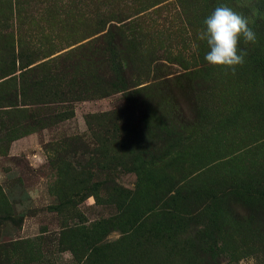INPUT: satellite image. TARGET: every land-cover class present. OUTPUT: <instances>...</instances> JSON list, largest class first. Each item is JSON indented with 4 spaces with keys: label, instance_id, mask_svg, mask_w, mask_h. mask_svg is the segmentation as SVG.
Listing matches in <instances>:
<instances>
[{
    "label": "rangeland",
    "instance_id": "1",
    "mask_svg": "<svg viewBox=\"0 0 264 264\" xmlns=\"http://www.w3.org/2000/svg\"><path fill=\"white\" fill-rule=\"evenodd\" d=\"M128 1L0 0V15L11 12V18L0 23V79L9 62L14 75L19 73L15 58L23 47L51 48L54 54L49 58L59 59L84 42L76 43L83 33L101 29L95 25L97 19L142 18L140 25L153 41L145 39L135 57L143 60L158 41L169 45L174 61L162 64L174 73L194 75L190 77L203 122L187 140L172 144L174 153L157 159L166 174L162 176L160 171L151 175L144 171L142 160L163 146L158 138L147 143L140 123L134 121L133 106L127 109L130 118L121 121L123 142L105 137L104 115L123 107L119 93L73 99L62 107L64 119L51 120L25 135H20L29 128L25 120L0 114L2 255L8 264H264V75L255 73V60L250 59L234 72L209 65L199 29L179 25L184 17L178 16L174 0L152 14L155 7L145 12L126 9ZM40 31L52 40H39ZM2 35L13 38L11 58ZM252 49L264 54L257 42ZM76 62L68 61L73 72L64 75L71 82L77 80ZM64 65L56 64V71L63 73ZM140 82L147 85L144 79ZM147 101L152 111H160L152 99ZM0 106H6L3 100ZM8 109L0 108V113ZM233 181L257 195L255 209L230 211L217 200ZM106 182L110 188L104 189ZM148 211L162 215L138 228ZM115 218L123 225L109 226ZM175 224L178 229L170 235ZM87 229L93 230L85 235ZM86 248L91 250L88 257Z\"/></svg>",
    "mask_w": 264,
    "mask_h": 264
},
{
    "label": "trees",
    "instance_id": "2",
    "mask_svg": "<svg viewBox=\"0 0 264 264\" xmlns=\"http://www.w3.org/2000/svg\"><path fill=\"white\" fill-rule=\"evenodd\" d=\"M8 1L10 4V0ZM119 1L123 2L125 0ZM166 1L129 0L126 9L136 8L139 12H145L155 7L150 10V14H152L160 10L158 9L159 6L167 4ZM174 2L179 10L178 16L181 14V17H184L183 21L178 22L179 25L183 23L194 27V29H199V31L203 27L204 19L216 7L221 5L230 7L248 20L249 27L257 34L256 42L259 44V51L264 49V0H254V2L251 0L247 4L245 0H174ZM198 2L199 4H197ZM115 4L119 6V2ZM121 11L122 9H120ZM7 13H9V10ZM8 18H11V12L7 17L5 14H1L0 23H5ZM140 24H144L142 18L132 21L117 18V20H106L104 22L97 19L95 25L100 26L101 29L83 33L76 43L84 42L60 56L59 59L49 58L54 54L53 49L42 46L31 51L26 47H23V50H17L15 60L17 61L19 73L14 75L15 71L11 69L13 64L9 62L8 70L0 79V101L3 100L6 104V106H0V108H9L7 111L0 113L1 116L6 119H8V116H20V120H25L30 128V130L29 128H23L20 135H25L33 128L41 127V125L51 120L55 119L57 122L64 119L66 109L62 107L73 101V99L78 101L81 96L86 95L101 98L109 94L119 93L123 101V107L118 112H110L104 115L108 120L105 137H108L109 141L123 142L126 136L121 121L124 122L130 118L127 109L130 105L133 106L135 111L134 121L136 124L140 123L147 143H153L152 140L158 138V140H161V146H163L161 152L156 153L150 150L154 153H149L147 158L142 160V164L146 167L144 171L146 170L150 175L159 174L158 171L161 172L162 176L166 175L162 174L163 167L158 164L157 159H163L168 154L174 153L171 148L172 144L174 146L176 142L187 140L190 137L188 133L203 122L204 115L201 107L197 104L196 90L191 78L194 75L188 72L174 73L168 66L162 64V61L169 64L172 63V60L174 61L169 45L163 47L162 42L158 41L154 52H149L143 60H138L135 57L138 48L145 39L153 41V38L143 31ZM156 32L158 33V30ZM37 35L39 40H52L51 36L45 35L42 31L38 32ZM1 37L8 41L10 49L6 53L11 58V55L13 56V38L11 35H2ZM190 38L191 32L186 39L190 40ZM238 47L247 51L245 60H255L254 64L257 68L255 73L259 71V75L263 76L264 54L256 53L252 49L253 44H246L243 40H241ZM45 58L49 59L37 63V61ZM71 60L77 61L74 69L77 80L74 82L64 78V75L68 74L67 72L72 71L73 66L69 67L71 63L68 65V61ZM65 63L66 65L62 67L63 73L61 69L56 71V64ZM68 67L70 70L66 71ZM181 68L187 69L182 65ZM143 79L147 85L140 86L143 83L140 81H143ZM1 90H8L7 95H2L1 92L4 91ZM151 99L152 103L159 105L160 111H152L149 108V101L147 100ZM29 107L39 109L33 111ZM55 108L56 111H54ZM45 110L51 112L45 114ZM7 130L8 128L5 129L4 134ZM65 140L72 141L74 139ZM152 145L156 146V143ZM77 166L81 169L85 167ZM158 178H160V175ZM166 180H168V177ZM107 184L106 182L104 189L110 188ZM240 184L233 181L224 187L219 192V199L217 200L222 201V203L224 201L226 208L230 211L249 212L251 211L250 208H254L253 196L257 197V195L251 196L247 187ZM110 185L113 186V183ZM207 207H204V209ZM147 213L143 220L137 223L138 228L148 227L152 219L162 215V213L153 214L149 211ZM177 222L179 223V220ZM108 225L114 227L123 224L115 218V220H110ZM177 229L178 226L175 224L168 232L170 235H175ZM79 230L74 235H77ZM91 230L88 231L87 229L84 234L91 233ZM1 249L3 248H0V264H8V258L6 255H2L3 251ZM93 250L95 251V249ZM86 251L88 252L85 255L88 257L91 250L86 248L84 253Z\"/></svg>",
    "mask_w": 264,
    "mask_h": 264
},
{
    "label": "clouds",
    "instance_id": "3",
    "mask_svg": "<svg viewBox=\"0 0 264 264\" xmlns=\"http://www.w3.org/2000/svg\"><path fill=\"white\" fill-rule=\"evenodd\" d=\"M199 39L207 46L204 60L209 65L234 72L247 56V51L238 47L241 40L254 44L257 34L249 27L245 17L221 5L204 19Z\"/></svg>",
    "mask_w": 264,
    "mask_h": 264
},
{
    "label": "crops",
    "instance_id": "4",
    "mask_svg": "<svg viewBox=\"0 0 264 264\" xmlns=\"http://www.w3.org/2000/svg\"><path fill=\"white\" fill-rule=\"evenodd\" d=\"M15 143H16V142H15ZM15 143H13L12 146L10 147V148H11V151H12V149H13ZM17 143H18V142H17ZM19 143H20V142H19Z\"/></svg>",
    "mask_w": 264,
    "mask_h": 264
}]
</instances>
